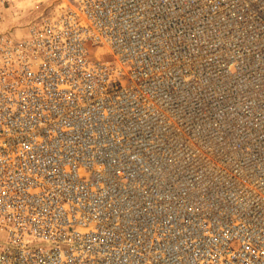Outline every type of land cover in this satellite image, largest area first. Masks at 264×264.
I'll return each mask as SVG.
<instances>
[{
  "label": "built area",
  "instance_id": "2783aa9c",
  "mask_svg": "<svg viewBox=\"0 0 264 264\" xmlns=\"http://www.w3.org/2000/svg\"><path fill=\"white\" fill-rule=\"evenodd\" d=\"M40 2L0 32V264H264V0Z\"/></svg>",
  "mask_w": 264,
  "mask_h": 264
},
{
  "label": "rangeland",
  "instance_id": "374dc122",
  "mask_svg": "<svg viewBox=\"0 0 264 264\" xmlns=\"http://www.w3.org/2000/svg\"><path fill=\"white\" fill-rule=\"evenodd\" d=\"M42 5L40 0H3L0 2V32L23 33ZM89 51L94 53L95 47Z\"/></svg>",
  "mask_w": 264,
  "mask_h": 264
}]
</instances>
